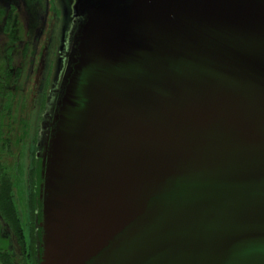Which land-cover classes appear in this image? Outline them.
Listing matches in <instances>:
<instances>
[{
  "label": "water",
  "instance_id": "1",
  "mask_svg": "<svg viewBox=\"0 0 264 264\" xmlns=\"http://www.w3.org/2000/svg\"><path fill=\"white\" fill-rule=\"evenodd\" d=\"M82 7L41 264H264V0Z\"/></svg>",
  "mask_w": 264,
  "mask_h": 264
},
{
  "label": "flooded vegetation",
  "instance_id": "2",
  "mask_svg": "<svg viewBox=\"0 0 264 264\" xmlns=\"http://www.w3.org/2000/svg\"><path fill=\"white\" fill-rule=\"evenodd\" d=\"M83 1L0 0V119L2 116L6 117V114L8 118L7 123L5 117L4 121L3 118L0 120V156L7 157L11 148L14 108L23 104V96L30 94L28 84L35 82L32 104H35L34 99H37L39 94L45 104L43 125L41 124V129L39 126L35 130L36 148L40 149L38 158L43 161L64 76L76 48L79 28L86 20ZM3 148H6V151H3ZM34 210L30 212L29 207L27 227L30 244L33 238L37 241L38 264L42 262L43 255L41 197Z\"/></svg>",
  "mask_w": 264,
  "mask_h": 264
},
{
  "label": "rangeland",
  "instance_id": "3",
  "mask_svg": "<svg viewBox=\"0 0 264 264\" xmlns=\"http://www.w3.org/2000/svg\"><path fill=\"white\" fill-rule=\"evenodd\" d=\"M30 83L28 84L30 94L27 93L23 96V104L20 107L15 106L12 113V143L11 148L8 150V156H0V168L6 173V176L0 177V183L1 181L8 182L10 179L13 180L16 217L18 218L16 219L12 212L0 206V264H37V241L33 238V242L30 244L27 227L29 222V207L30 212L35 211L34 207L37 204L35 198L32 199L33 196L31 197L30 195L29 172L33 166V162H41V158H38L40 149L38 148L37 150L36 148L37 134L35 136V130L39 126L41 129V124L43 125L42 116L45 104L40 94L37 99H34L36 101L35 104L34 102L32 104V92L35 91V82L31 83L32 86ZM9 91L12 92L11 90ZM39 111L40 113L38 114ZM4 117L2 116L3 121ZM5 118L7 123V114ZM1 143L2 141H0V145ZM3 151H6V148H3ZM40 197L41 186L39 201Z\"/></svg>",
  "mask_w": 264,
  "mask_h": 264
},
{
  "label": "trees",
  "instance_id": "4",
  "mask_svg": "<svg viewBox=\"0 0 264 264\" xmlns=\"http://www.w3.org/2000/svg\"><path fill=\"white\" fill-rule=\"evenodd\" d=\"M35 163L33 162V166L31 167V170L29 172L30 184H31L30 195L31 197L33 196L32 199L35 198V200L38 203L40 186H41L40 184L42 183V178H41L42 162L36 161ZM4 176H6V173L2 168H0V177H4ZM0 206H2L6 210L8 209V211L12 212V214L15 215V218L18 219L16 217L17 214H16L15 199H14V184L12 179H10V181L8 182L1 181L0 183Z\"/></svg>",
  "mask_w": 264,
  "mask_h": 264
}]
</instances>
